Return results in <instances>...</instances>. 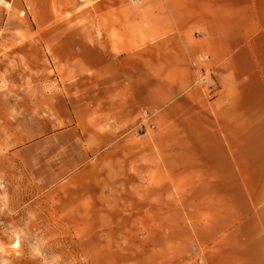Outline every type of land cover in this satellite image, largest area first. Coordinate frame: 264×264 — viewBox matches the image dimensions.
<instances>
[{
  "label": "rangeland",
  "instance_id": "rangeland-1",
  "mask_svg": "<svg viewBox=\"0 0 264 264\" xmlns=\"http://www.w3.org/2000/svg\"><path fill=\"white\" fill-rule=\"evenodd\" d=\"M95 4L137 0H11L0 7V264H199L188 233L169 232L168 191L151 187L152 112L109 117L99 105L77 117L72 97L87 96L92 70L73 58L74 39L101 48L125 42L131 52L152 39L141 33L150 22L136 24L134 12L118 35L104 23L114 14L94 12ZM41 6L53 15L44 28L35 22ZM206 61L198 57L194 83L213 98L217 75ZM138 70L128 61L129 78ZM58 95L67 102H54Z\"/></svg>",
  "mask_w": 264,
  "mask_h": 264
},
{
  "label": "crops",
  "instance_id": "crops-1",
  "mask_svg": "<svg viewBox=\"0 0 264 264\" xmlns=\"http://www.w3.org/2000/svg\"><path fill=\"white\" fill-rule=\"evenodd\" d=\"M92 8L114 14L104 23L118 35L128 28L125 14L136 13V24L150 22L141 33L152 39L135 52L125 42L101 48L74 39L73 58L92 70L87 96L72 97L77 117L99 105L109 117L149 109L157 126L151 187L171 197L169 232L188 233L199 264H264V0H137ZM38 12L36 26L53 23L48 7ZM200 55L217 75L213 98L194 83ZM128 61L139 69L130 78ZM54 102L67 100L58 95Z\"/></svg>",
  "mask_w": 264,
  "mask_h": 264
},
{
  "label": "built area",
  "instance_id": "built-area-1",
  "mask_svg": "<svg viewBox=\"0 0 264 264\" xmlns=\"http://www.w3.org/2000/svg\"><path fill=\"white\" fill-rule=\"evenodd\" d=\"M10 2H11V0H10V1H8V0H0V7L5 8V5L10 4ZM3 39H4V31H3L2 29H0V50H1V45H2V43H3ZM201 77H202V82H203L204 80H206L204 74H202ZM198 81H199V80H198Z\"/></svg>",
  "mask_w": 264,
  "mask_h": 264
}]
</instances>
